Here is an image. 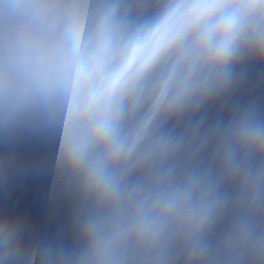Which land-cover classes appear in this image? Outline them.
I'll use <instances>...</instances> for the list:
<instances>
[{"label":"clouds","instance_id":"clouds-1","mask_svg":"<svg viewBox=\"0 0 264 264\" xmlns=\"http://www.w3.org/2000/svg\"><path fill=\"white\" fill-rule=\"evenodd\" d=\"M0 264H264V0H0Z\"/></svg>","mask_w":264,"mask_h":264}]
</instances>
